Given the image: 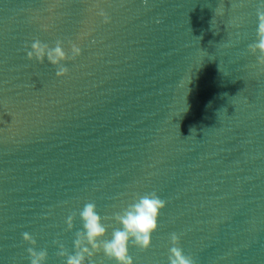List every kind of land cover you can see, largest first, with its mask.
Masks as SVG:
<instances>
[{
  "label": "water",
  "instance_id": "water-1",
  "mask_svg": "<svg viewBox=\"0 0 264 264\" xmlns=\"http://www.w3.org/2000/svg\"><path fill=\"white\" fill-rule=\"evenodd\" d=\"M260 11L262 0H0V264H30L29 248L65 264L85 204L108 239L150 193L166 206L151 247L129 244L134 264H168L172 247L194 264H264ZM36 41H59L66 58H29ZM88 262L116 264L102 249Z\"/></svg>",
  "mask_w": 264,
  "mask_h": 264
},
{
  "label": "clouds",
  "instance_id": "clouds-1",
  "mask_svg": "<svg viewBox=\"0 0 264 264\" xmlns=\"http://www.w3.org/2000/svg\"><path fill=\"white\" fill-rule=\"evenodd\" d=\"M258 15L261 20L258 25L259 40L251 47L261 51L260 60L264 61V11H260ZM31 48L32 51L27 53L29 58L35 56L37 60L43 61L47 57L48 61L54 65H59L60 61L66 58V53L62 50L59 41L55 48H49L39 41L33 43ZM73 51L77 54L79 53L78 48L74 47ZM65 72L66 69L63 65H60L57 75H63ZM165 206L166 202L155 193L139 197L122 212L116 214L114 219L120 227L112 231L110 238L105 239L104 237L107 234L106 218L99 214L94 203L85 204L79 211L82 227L77 234V239L74 241L77 250L67 256L65 264H86V258L91 257L98 249H102L104 255L110 260H114L116 264H134V258L129 254V244H135L142 250H147L151 247L152 235L158 230L160 211ZM66 224L71 227V215L67 218ZM23 237L25 240L35 243V240L27 232L23 234ZM171 239L175 243L178 240L177 234L173 233ZM54 243L59 244L61 249L63 248L59 241ZM28 252L30 264H43L47 254L45 250L36 252L34 249L29 248ZM169 252L168 264H194V260L186 256L183 250L178 247L170 248ZM63 254L61 252V255Z\"/></svg>",
  "mask_w": 264,
  "mask_h": 264
}]
</instances>
